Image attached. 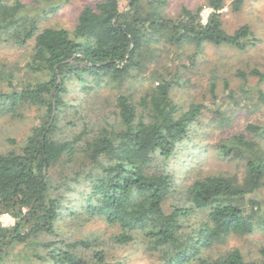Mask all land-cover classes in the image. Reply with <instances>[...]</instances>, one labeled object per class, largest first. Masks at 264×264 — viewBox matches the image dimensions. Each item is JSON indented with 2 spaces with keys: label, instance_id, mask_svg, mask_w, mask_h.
<instances>
[{
  "label": "trees",
  "instance_id": "16d2710c",
  "mask_svg": "<svg viewBox=\"0 0 264 264\" xmlns=\"http://www.w3.org/2000/svg\"><path fill=\"white\" fill-rule=\"evenodd\" d=\"M163 2L97 0L66 29L40 27L35 7L0 0V44L33 41L17 67L24 80L0 65V112L15 122L32 119L17 148L0 151V215L14 220L0 223V264H103L104 243L131 246L149 264H264V242L250 257L219 247L231 235H264L257 197L264 190V123L248 122L214 145L217 156L241 164L242 176L203 175L186 161L204 105L177 99L190 81L182 77L189 68L183 60L195 67L208 45L246 51L256 44L254 33L247 24L225 31V0L205 1L212 8L205 24L202 6L168 17ZM242 3L233 0L232 10ZM233 74L235 87L222 80L227 97L252 100L244 84L264 81V67ZM139 78L148 81L142 91L132 85ZM217 86L210 77L212 98ZM256 98L264 106L261 90ZM93 219L116 232L106 241L66 235V221L84 226Z\"/></svg>",
  "mask_w": 264,
  "mask_h": 264
},
{
  "label": "rangeland",
  "instance_id": "374dc122",
  "mask_svg": "<svg viewBox=\"0 0 264 264\" xmlns=\"http://www.w3.org/2000/svg\"><path fill=\"white\" fill-rule=\"evenodd\" d=\"M20 1L27 3L32 9L36 8L38 15L41 17L40 27L51 26L72 29L83 6L86 4L93 5L97 0ZM205 1L164 0L161 5V11L168 17H177L182 8L194 10L199 6L204 7L206 6ZM232 1L225 0L224 6L220 10L222 27L226 32L231 33L240 25L247 24L254 33L255 46L246 51H235L208 45L194 62L195 67L191 66L189 59H185L183 62L189 67L186 68L188 71L184 72L181 69L182 77H188L190 81L178 90L177 99L183 101L185 107L191 101L204 105L200 114L202 125L194 136L196 141L194 145L196 147L192 148L191 157L186 161L187 169L197 166L203 175L225 172L237 173L238 176H242L243 168L241 164L227 162L217 156L214 145L222 138L244 131V127L248 122L264 123V106L256 98L259 90L264 94V81H257V78L249 77L247 84H244V86L249 89V94L253 99L247 101L246 98H241L237 104L227 97L222 83L223 79H227L229 87H235L239 79L233 73L237 69L246 70L250 67H264V0H243L237 11L232 10ZM32 46V40L22 47L0 44V65L13 68L12 70L17 78L16 81L24 80L27 75L23 70L17 71V67H20L24 58L30 55ZM213 76L218 79L216 98H212L207 89V81ZM147 83V80L139 78L132 85L134 89L142 91V87L147 85ZM70 95L74 97L78 94L73 92ZM253 102L257 104L253 106ZM216 109H219L223 119L227 118L232 121L231 126H225L221 123L222 120L220 121V116L217 117ZM9 118L7 114L0 112V151L16 149L17 146L14 143L20 142L27 135L32 124L30 117L21 122L12 121ZM11 139L14 140L13 143L10 141ZM257 197L261 200V205L264 207V190L260 191ZM66 224L64 230L70 239L73 237H85L94 233L100 241H106L109 235L116 232L115 227L106 225L100 219H93L84 226H77L73 222L70 224L68 221H66ZM53 238L54 235H50V239ZM261 242H264V235L261 236V233L242 237L231 235L219 247L227 249L236 247L247 257H250L255 255L256 249ZM106 245L107 243L101 244L105 250L103 264H149L151 262L150 259L143 256L139 251H135L131 246L113 249ZM9 264H15V261H9ZM18 264L25 263L18 262Z\"/></svg>",
  "mask_w": 264,
  "mask_h": 264
},
{
  "label": "built area",
  "instance_id": "2783aa9c",
  "mask_svg": "<svg viewBox=\"0 0 264 264\" xmlns=\"http://www.w3.org/2000/svg\"><path fill=\"white\" fill-rule=\"evenodd\" d=\"M212 11L209 6H204L199 11V19L202 24H205L208 19V15ZM0 223L3 226H10L13 224V218L8 213H3L0 215Z\"/></svg>",
  "mask_w": 264,
  "mask_h": 264
}]
</instances>
